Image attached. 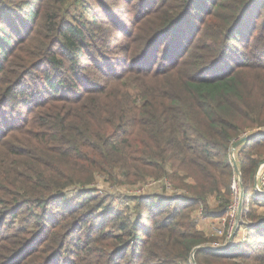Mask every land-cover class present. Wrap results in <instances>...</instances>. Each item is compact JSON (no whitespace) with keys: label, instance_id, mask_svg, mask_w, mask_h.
<instances>
[{"label":"trees","instance_id":"trees-1","mask_svg":"<svg viewBox=\"0 0 264 264\" xmlns=\"http://www.w3.org/2000/svg\"><path fill=\"white\" fill-rule=\"evenodd\" d=\"M263 163L264 0H0V264H264Z\"/></svg>","mask_w":264,"mask_h":264},{"label":"rangeland","instance_id":"rangeland-1","mask_svg":"<svg viewBox=\"0 0 264 264\" xmlns=\"http://www.w3.org/2000/svg\"><path fill=\"white\" fill-rule=\"evenodd\" d=\"M97 8H98V6H97ZM98 11H99L101 17H103L104 14H103L102 10L100 8H98ZM80 12H82V9L78 10V14ZM130 19H132V18H130ZM255 133H258V132H255ZM233 147H232V151H231V159L233 157L235 158V161L237 162L238 168L240 169V167H239V148H238L239 146H237L236 148H233ZM231 163H232V165L234 167L233 159L231 160ZM236 175L240 176L237 173H236ZM262 177H264V163L260 165V167H259V169H258V171L256 173V176H255L256 186H257L258 189H262V187L264 188V183H262ZM234 183L237 185L236 188L238 190L239 189L238 180L234 179L233 184ZM97 186L100 189V193H102V194L110 193V195H112L113 199H112L111 203H112L113 208H115L116 210L119 209L121 211L122 210L125 211L126 208H127L128 202H127V199H125V196H123V195L128 194V195L132 196L134 194H137L138 189L141 190L139 187H141L142 184L131 185V184H128V183H119V184H113L112 185L109 182H105L102 179H99ZM162 188H160V190H156V191H159V192H162V193H166V194H170L167 191H162ZM163 189H165V188H163ZM153 191H154V189H153V187H151V188L148 189V191H146L144 193L145 194H151V193H153ZM263 192H264V190H263ZM211 202L213 203L215 201L211 200ZM239 202H241V201H239ZM261 211L264 212V208L263 207H261ZM22 215L23 214H21L19 216V218L23 217ZM204 218H206V217H202V219H204ZM23 219L24 220H18L16 224L12 223V224H10V227H6L5 229H3L1 231L0 236L12 235V233L14 231H16L19 227L32 225V224H25V223H28V221H29V219L27 217H25ZM202 219H200V220H202ZM205 220H210V219L207 218V219H204L203 221H205ZM228 225H229L228 216L220 217V218L216 219V221H214L212 223L211 227H213V228L211 229V232L209 234L214 236V237H217L219 242H222L220 245H225L226 243H228L230 241V239L232 237V236L231 237H226L225 235H223V234H221L219 232V231H222L224 233V230H226V227ZM245 231H246L245 229L241 230V233L238 236H236V234H235V237L233 238V242L232 243H238L240 240H242L245 237V235H246ZM211 244H214V243H211ZM211 244H209V245H211Z\"/></svg>","mask_w":264,"mask_h":264},{"label":"built area","instance_id":"built-area-1","mask_svg":"<svg viewBox=\"0 0 264 264\" xmlns=\"http://www.w3.org/2000/svg\"><path fill=\"white\" fill-rule=\"evenodd\" d=\"M259 182V181H258ZM163 185L162 181H148L147 183H145L144 185H142L141 187H139L141 190L138 189L137 194H142L146 191H148L149 188L153 187V189H156L157 186H159L158 184ZM262 183H264V177H262ZM236 184L234 183L232 185V188L237 192V188H236ZM165 187L167 192L169 193H174V189L171 187L170 184L166 183V186H162ZM240 206H241V202L238 201V199H236L234 201V203L232 204L231 208H230V213L228 215V220H229V228L226 227V230H224V233L222 231H219L221 234L225 235L227 232V236L226 237H231L233 234V231L236 227V225H238L239 223V216L240 213L238 212L240 210ZM199 218L202 219V217H204L202 215V212L199 211L198 213ZM218 231V230H217ZM214 244H211L213 246H221L220 244L222 242L215 241L213 242Z\"/></svg>","mask_w":264,"mask_h":264},{"label":"water","instance_id":"water-1","mask_svg":"<svg viewBox=\"0 0 264 264\" xmlns=\"http://www.w3.org/2000/svg\"><path fill=\"white\" fill-rule=\"evenodd\" d=\"M260 133L258 132V133H254V134H251V135H248V136H246V137H243L240 141H238L235 145H234V147L233 148H236L237 146H239L241 143H243V142H245V141H247V140H249V139H251V138H253V137H255V136H258ZM233 159V161H234V169H235V172L237 173V174H239L240 175V170H239V168H238V165H237V162L235 161V158L233 157L232 158ZM264 193V192H263ZM238 226H239V224L238 225H236V227H235V229H234V231H233V234H232V237H231V239H230V241L228 242V243H226L225 245H221V246H213V245H204V246H200V247H198V248H196L194 251H193V253H192V257L194 258V254H195V252L197 251V250H199V249H206V250H225L226 248H228L231 244H232V242H233V238L235 237V234H236V232H237V230H238Z\"/></svg>","mask_w":264,"mask_h":264},{"label":"crops","instance_id":"crops-1","mask_svg":"<svg viewBox=\"0 0 264 264\" xmlns=\"http://www.w3.org/2000/svg\"><path fill=\"white\" fill-rule=\"evenodd\" d=\"M207 218H208V217H206V218H204V219H207ZM204 219L198 221V228H199L200 230L204 231L205 233L209 234V233L211 232V229L213 228V227H211V226H212V223H213L214 221H216V219H218V218H216V217H211V218H208V219H210V220H205V221H203ZM199 222H200V223H199Z\"/></svg>","mask_w":264,"mask_h":264}]
</instances>
